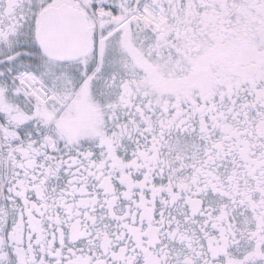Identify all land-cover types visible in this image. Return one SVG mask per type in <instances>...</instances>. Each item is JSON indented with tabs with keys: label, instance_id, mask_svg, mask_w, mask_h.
I'll list each match as a JSON object with an SVG mask.
<instances>
[{
	"label": "snow or ice",
	"instance_id": "6c2138e0",
	"mask_svg": "<svg viewBox=\"0 0 264 264\" xmlns=\"http://www.w3.org/2000/svg\"><path fill=\"white\" fill-rule=\"evenodd\" d=\"M0 264H264V0H0Z\"/></svg>",
	"mask_w": 264,
	"mask_h": 264
}]
</instances>
